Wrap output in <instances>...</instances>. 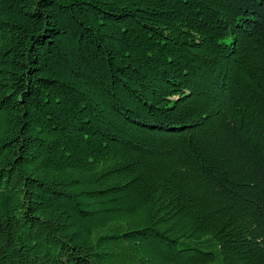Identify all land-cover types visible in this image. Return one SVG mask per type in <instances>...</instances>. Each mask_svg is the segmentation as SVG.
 <instances>
[{
    "label": "trees",
    "instance_id": "1",
    "mask_svg": "<svg viewBox=\"0 0 264 264\" xmlns=\"http://www.w3.org/2000/svg\"><path fill=\"white\" fill-rule=\"evenodd\" d=\"M0 264H264V0H0Z\"/></svg>",
    "mask_w": 264,
    "mask_h": 264
}]
</instances>
